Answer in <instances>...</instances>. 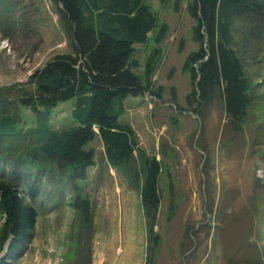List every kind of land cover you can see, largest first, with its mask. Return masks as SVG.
<instances>
[{
	"label": "rangeland",
	"instance_id": "374dc122",
	"mask_svg": "<svg viewBox=\"0 0 264 264\" xmlns=\"http://www.w3.org/2000/svg\"><path fill=\"white\" fill-rule=\"evenodd\" d=\"M146 4L167 24L168 33L158 46H134L140 64L136 72L143 71L148 53L158 47L153 83L161 86V98L129 97L119 119L133 128L139 148L162 164L153 228L160 240L148 264H264V122L241 136L232 131L219 100L195 111L193 84L184 64L197 44L186 2L178 11L173 0L164 6L158 0ZM60 14L55 0H0V106L13 113L23 129L19 137L0 140V171H9L12 158L24 152L26 129L33 122L13 94L28 88L35 70L70 51ZM232 30L254 86V102L261 103L264 35L263 48L251 56L242 24L234 22ZM252 42L253 52L259 43L248 44ZM72 104L67 101L52 110L53 129L75 125ZM252 121L249 117L250 125ZM85 148L93 153L94 165L82 176L71 168L61 175L55 170L37 174L40 194L29 201L38 213L34 228L27 240L14 246L0 240V259H5L0 264H147V226L137 191L107 165L99 137ZM76 198L91 203L87 227L71 207ZM3 222L0 214V234Z\"/></svg>",
	"mask_w": 264,
	"mask_h": 264
},
{
	"label": "trees",
	"instance_id": "16d2710c",
	"mask_svg": "<svg viewBox=\"0 0 264 264\" xmlns=\"http://www.w3.org/2000/svg\"><path fill=\"white\" fill-rule=\"evenodd\" d=\"M169 1L158 0L162 6ZM183 1L194 21L192 39L197 44L184 64L193 84L194 110H203L214 99L219 100L232 131L243 136L247 128L264 122V101L254 102V86L246 74L243 56L233 44L232 29L234 22L242 24L248 55L262 49L264 0H173V10L178 11ZM55 2L68 32L70 51L35 70L27 81L28 88L13 94L15 102L30 111L33 122L26 129L29 139L24 152L12 158L15 162L9 171H0V214L4 217L0 240L14 246L29 238L37 211L28 201H35L40 194L34 180L37 174L55 170L61 175L71 168L82 176L94 165L93 153L85 146L99 137L107 165L125 176L138 193L147 226L148 264L160 240L153 228L161 199L158 185L162 164L139 148L133 128L119 118L129 97L161 98V86L153 83L160 49L152 48L143 71L137 73L140 64L134 46L150 42L160 45L167 37L168 26L159 22L146 0ZM249 40L259 43L253 52L254 42L248 44ZM5 90L9 92L10 88ZM3 97L0 94V102ZM67 101L73 102L70 116L75 125L53 129L52 110ZM249 117H253L252 127ZM22 130L14 114L0 106V140L19 137ZM71 207L87 227L91 219L89 200L76 198Z\"/></svg>",
	"mask_w": 264,
	"mask_h": 264
}]
</instances>
